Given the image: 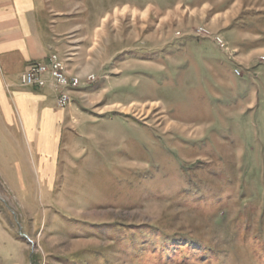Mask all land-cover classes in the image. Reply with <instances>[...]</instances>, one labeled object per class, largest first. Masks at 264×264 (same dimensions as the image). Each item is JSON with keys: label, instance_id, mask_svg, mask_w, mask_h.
Listing matches in <instances>:
<instances>
[{"label": "rangeland", "instance_id": "obj_1", "mask_svg": "<svg viewBox=\"0 0 264 264\" xmlns=\"http://www.w3.org/2000/svg\"><path fill=\"white\" fill-rule=\"evenodd\" d=\"M80 1L51 179L0 150V264H264V0Z\"/></svg>", "mask_w": 264, "mask_h": 264}, {"label": "crops", "instance_id": "obj_2", "mask_svg": "<svg viewBox=\"0 0 264 264\" xmlns=\"http://www.w3.org/2000/svg\"><path fill=\"white\" fill-rule=\"evenodd\" d=\"M97 17L80 0H0V150L9 148L11 160L17 159L11 162L16 169L9 171L13 178L24 180L36 158L37 171L51 179L58 133L65 119L71 125L74 99L84 94L73 90L72 102L59 109L49 87L20 86V73L27 64L62 51L71 55L70 69L87 71L89 65L75 64L78 54L73 56L90 52L89 24Z\"/></svg>", "mask_w": 264, "mask_h": 264}, {"label": "built area", "instance_id": "obj_3", "mask_svg": "<svg viewBox=\"0 0 264 264\" xmlns=\"http://www.w3.org/2000/svg\"><path fill=\"white\" fill-rule=\"evenodd\" d=\"M195 35L212 40L225 51V41L219 35L204 29L197 31ZM235 73L241 74L238 69H235ZM95 79L96 77L92 75L89 82ZM19 85L32 88L49 87L57 93L58 106L65 107L71 103L69 93L80 85V80L77 76L68 77L63 61L56 53L51 52L44 61L31 62L25 66L19 75Z\"/></svg>", "mask_w": 264, "mask_h": 264}]
</instances>
